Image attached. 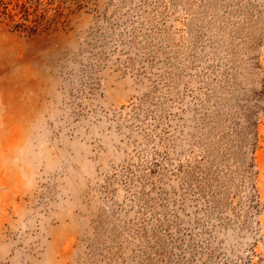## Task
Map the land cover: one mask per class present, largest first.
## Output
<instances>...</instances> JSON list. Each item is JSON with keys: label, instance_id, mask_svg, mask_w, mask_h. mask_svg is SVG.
Masks as SVG:
<instances>
[{"label": "rangeland", "instance_id": "obj_1", "mask_svg": "<svg viewBox=\"0 0 264 264\" xmlns=\"http://www.w3.org/2000/svg\"><path fill=\"white\" fill-rule=\"evenodd\" d=\"M0 264H264V0H0Z\"/></svg>", "mask_w": 264, "mask_h": 264}]
</instances>
